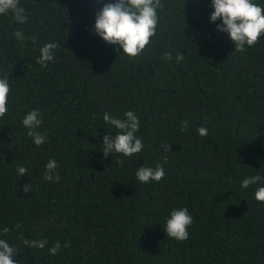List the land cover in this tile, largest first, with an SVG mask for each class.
<instances>
[{
	"label": "trees",
	"instance_id": "obj_1",
	"mask_svg": "<svg viewBox=\"0 0 264 264\" xmlns=\"http://www.w3.org/2000/svg\"><path fill=\"white\" fill-rule=\"evenodd\" d=\"M114 2L19 0L24 24L0 14V75L10 83L0 118V239L18 249L19 264H264V202L255 198L264 179L241 187L264 178V33L235 51L216 30L222 20L210 22L212 0H161L156 35L131 57L94 32L97 13ZM49 42L59 47L42 67L36 58ZM34 109L47 133L41 146L22 124ZM126 111L139 117L144 148L104 157L103 136L118 131L104 113L123 119ZM51 159L58 182L43 178ZM158 164L160 182L136 179L139 167ZM183 207L193 223L178 241L164 227ZM24 239L48 243L25 247Z\"/></svg>",
	"mask_w": 264,
	"mask_h": 264
},
{
	"label": "clouds",
	"instance_id": "obj_2",
	"mask_svg": "<svg viewBox=\"0 0 264 264\" xmlns=\"http://www.w3.org/2000/svg\"><path fill=\"white\" fill-rule=\"evenodd\" d=\"M210 7L214 9L210 15V22L216 24L218 20H222V23L216 24V30L229 34L230 39L235 43V51H246V46L255 45L261 34L264 33V7L254 3V0H212ZM162 8L161 0H115L114 3L105 4L102 10L97 13L94 32L105 42L111 45H119L123 49V54L136 57L145 50L150 39L156 35L158 9ZM8 12L13 14L14 19L19 24L27 22L28 17L25 14V9L20 6L19 0H0V14ZM13 35L21 41L26 39L20 30L15 31ZM58 47L56 42L44 44L39 49L40 55L36 58V62L42 67H46L49 62L54 61V50ZM164 59L171 60L172 53H165ZM183 59L184 56L178 53L176 56L177 63ZM9 92V77L5 73L0 75V118L8 112ZM103 119L108 125H112L118 130L115 136L112 134L103 136L104 157H108L113 152L131 157L143 150L142 138L136 135L140 130V120L134 111H126L123 119L113 117L105 112ZM42 123L43 115L38 109L28 112L22 120L23 126L28 129L27 136L33 139L36 146H41L47 141V133L38 131ZM188 125L189 121L184 120L180 132H187ZM197 131L202 137L208 135V129L204 126L199 127ZM162 147L165 151L168 150V146L162 145ZM119 163L123 165L124 161L120 160ZM57 169V161L55 159L49 160L45 165L44 180L58 182L60 175ZM27 171L25 166L17 167V172L21 177L27 174ZM165 176V169L159 164L155 168L141 166L135 173L136 179L142 183L160 182ZM262 179L264 178L260 175L245 178L241 187L246 189L250 185L261 182ZM21 190L27 194L31 191V187L26 184ZM255 198L264 202V186L256 190ZM192 223L193 218L187 207L175 209L170 213L164 231H166L167 237L185 241L189 238L187 229ZM20 227L21 225L17 223L16 228L19 229ZM9 231L8 227L3 228L4 233ZM23 243L25 247L43 249L48 241L47 239H24ZM70 246V243L64 245L65 248ZM60 249V242L57 241L49 249V253L55 256ZM17 252L16 247L10 246L6 240L0 239V264H19V261L13 259Z\"/></svg>",
	"mask_w": 264,
	"mask_h": 264
}]
</instances>
